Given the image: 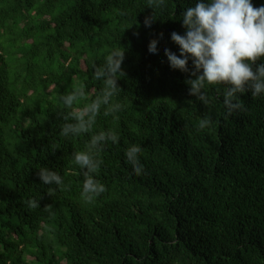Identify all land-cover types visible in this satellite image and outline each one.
I'll return each mask as SVG.
<instances>
[{
    "label": "trees",
    "instance_id": "16d2710c",
    "mask_svg": "<svg viewBox=\"0 0 264 264\" xmlns=\"http://www.w3.org/2000/svg\"><path fill=\"white\" fill-rule=\"evenodd\" d=\"M144 3L0 0V264H264V97L244 93V110L227 117L215 86L207 106L190 96L191 77L170 69L164 49L179 55L171 33L184 35L181 13L194 0H165L156 13ZM153 40L158 56L148 53ZM118 46L124 108L118 119L101 111L93 132L114 131L119 142L99 154L106 191L86 202L71 155L91 134L59 135L57 94L83 84L74 109L89 103L102 87L92 62ZM133 145L141 176L126 161ZM41 167L67 189L43 184Z\"/></svg>",
    "mask_w": 264,
    "mask_h": 264
},
{
    "label": "clouds",
    "instance_id": "9594fccd",
    "mask_svg": "<svg viewBox=\"0 0 264 264\" xmlns=\"http://www.w3.org/2000/svg\"><path fill=\"white\" fill-rule=\"evenodd\" d=\"M165 0H145L144 6L154 10L163 7ZM126 13L121 12L120 15ZM184 35L171 33V41L178 45L179 55L164 49L170 69L188 73L191 78L185 83L188 94L205 106L209 104L206 90L215 86L225 115L231 117L234 112L243 111L245 105L240 96L251 93L253 99L264 97V63L256 64L264 58V5L253 7L251 0H194V5L181 13ZM155 17H146L145 27H151ZM162 39V38H161ZM158 42L149 43L148 53L158 56ZM124 49L112 48L103 57V64L92 62L93 78L102 82L94 98L83 107L74 109L80 99H86L85 86L81 84L67 94H57V104L62 105V119L59 135L65 139L91 134L84 151L73 152L71 158L82 174L81 196L86 202H92L106 191L104 184L95 178L103 160L100 152L109 142L117 144L119 136L114 131L93 132L97 117L101 114L118 119V113L124 105L116 99L121 93L117 81L124 76L121 65ZM191 61V70L188 62ZM255 64V67L253 65ZM211 124L210 117L199 120L197 128L203 130ZM142 147L133 145L126 150L125 156L132 174L141 176L144 166L140 161ZM38 177L43 184L66 190L62 175L46 167L39 168ZM51 189L49 194L54 193ZM37 197L26 199L29 209H38ZM51 206L44 211L50 212Z\"/></svg>",
    "mask_w": 264,
    "mask_h": 264
}]
</instances>
